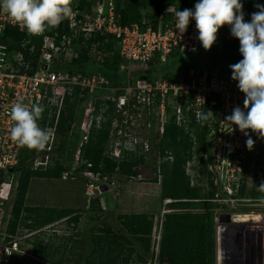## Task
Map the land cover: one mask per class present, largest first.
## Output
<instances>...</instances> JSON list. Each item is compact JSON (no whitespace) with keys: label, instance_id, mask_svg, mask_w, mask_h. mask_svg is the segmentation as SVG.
Masks as SVG:
<instances>
[{"label":"built area","instance_id":"built-area-1","mask_svg":"<svg viewBox=\"0 0 264 264\" xmlns=\"http://www.w3.org/2000/svg\"><path fill=\"white\" fill-rule=\"evenodd\" d=\"M172 6L164 7L156 27L144 19L145 27L141 28L138 23L123 25L119 22L115 0H99L92 11L72 6V16L66 19L71 29L69 35L44 33L39 36V42L32 36L24 38L13 55L0 41V264H10L19 248L17 239L7 232L18 184L11 178L22 148L9 135L14 125L10 109L17 101H22L29 107L39 104L43 112L47 110L48 116L55 114L53 124L43 128L52 133V139L43 151H36L33 159L35 169L45 168L51 163L59 141L56 126L60 111L65 108L66 96H70V100L75 96V89L87 102L80 127L79 147L75 150L80 154L91 133L108 126L105 154L117 163L129 155L142 158L138 165L154 169L157 172L154 180L160 184L163 163L173 160L169 152L163 153L159 148L171 114L175 113L177 124L186 127L190 120L197 121L198 115L201 119L206 117L201 154L211 191L205 200L215 205L214 264H264V196L241 192L245 177L248 187L251 184L258 186L261 180L253 181L254 162L247 152V137L238 126H231L226 121L237 106L247 112L244 109L245 94L239 90L238 82L229 80L217 68L201 69L198 66L188 67L178 79L157 77L148 80L144 75L136 78L127 76L124 85L113 84L107 75L97 70L83 75L55 68L61 56L69 60L76 55L69 44L78 32L86 37L98 33L114 36L124 60L120 71L130 69L134 63L145 66L155 57L167 61L175 56L198 53L201 42L197 38L195 20L190 21L181 38L176 29L175 12L183 10L179 8L178 1ZM7 27L26 32L0 12V35ZM37 48L38 53L33 57ZM71 52L73 54L68 59ZM75 126L74 122L68 136H72ZM198 143L197 138L194 140L195 148ZM70 150H74L73 146ZM138 165L136 177L130 179L141 180ZM68 175L67 171L62 177L67 178ZM261 178L264 180V172ZM119 181L117 174L88 171L84 189L86 203L90 204L95 199L103 203L106 191L101 189V185L106 184L108 190L119 192ZM175 200L164 197L162 212H169L168 205ZM223 213L230 214L228 221L220 219ZM231 231L236 233L233 241L229 236Z\"/></svg>","mask_w":264,"mask_h":264},{"label":"trees","instance_id":"trees-1","mask_svg":"<svg viewBox=\"0 0 264 264\" xmlns=\"http://www.w3.org/2000/svg\"><path fill=\"white\" fill-rule=\"evenodd\" d=\"M73 1L76 2L73 3ZM98 1L71 0V7L76 6L80 9L92 11ZM177 1L180 9L194 10V0ZM146 2L153 3L152 0H115L116 11L120 15L119 22L123 25L138 23L141 28H144L143 20L145 19L150 21L153 27H156L159 15L164 8L160 2H156L153 12L145 15L141 14L140 9ZM241 3L244 6L245 22H250L252 13L259 11L255 5H264V0H241ZM55 32L60 36L62 34L69 35L71 29L67 21L64 20L53 30L45 31L46 34ZM2 33L0 41L7 45L10 55L18 51L22 39L30 38L26 32L11 27H7ZM229 36L230 40L227 41L229 46L226 50L230 56V62L236 64L243 59L239 51L240 41L232 36L231 30ZM32 38L37 39V42L41 39L39 36H32ZM69 47L76 55L69 60H64V56H61L60 60L55 63L56 69L70 73L78 72L83 75L97 70L107 75L115 85L126 84L127 76L136 78L144 75L148 80L157 77L178 79L180 73L188 67L197 66L198 58L182 67H174L173 64L177 60L194 55L200 57V52L193 55L175 56L167 61H160L159 58L155 57L145 66L134 63L130 69L126 68L124 71H120V65L124 60L119 53L118 40L112 35L98 33L86 37L82 32H78L77 36L71 39ZM37 53L38 48L33 53V57H36ZM205 61V67L201 69L214 68L209 57ZM227 78L235 81L232 77L228 76ZM74 95L75 100L73 101L70 100V96H66L65 108L60 111L56 126L59 141L56 142L57 148L54 150L51 163L45 168L35 169L33 159L36 150H29L26 147L21 148L19 162L14 167L13 178L17 177L18 184L7 229L12 235L16 234L20 227L37 234V232H41L43 227L60 220H66L68 224H73V227H75L82 217V210L76 207L27 205L28 190L33 177L60 179L68 171L69 178L73 176L76 178L79 175L84 177L86 182L88 171L117 174L119 180L136 177L138 173L137 165L142 162V158L129 155L126 159L117 163L116 160L105 154L109 137L108 126L94 130L91 133L88 142L80 149L81 164L79 167L71 165L69 162L71 152L79 147L81 117L84 115L81 106L85 100L84 97L80 96L77 89H75ZM99 101L100 99H98ZM168 109L171 110L170 106ZM190 115L192 117V113ZM54 119L55 114L48 116L46 110L42 113L38 124L43 129L47 124L52 125ZM206 120V117L202 118V130L198 133L199 143L195 152L198 156L196 171L198 170L201 177L205 179L206 191L201 185L191 184L187 175V164L194 152V140L189 129L190 124L188 127L184 124H177L175 113L171 114L169 121L166 123L165 134L159 143V148L163 153L169 152L173 156V160L163 163L162 166L161 197L176 199L168 206L179 210L164 213L157 253L152 247L154 215L138 212L116 214L118 223L116 230L109 226L88 227L84 234L86 237L84 242L77 239L73 240L70 237L69 239L74 241L71 246L67 243L58 245L54 249L55 245H52L53 250H57V253H59V256L55 258L50 256L51 247L49 244L44 243L43 239L37 238L33 241V255L52 264H64L66 260L64 257L65 252L72 255L71 261L69 260L71 264H213L215 247L213 208L215 205L205 200L211 194V191L207 185L208 178L206 175H208V171H206L201 154L204 146L203 137ZM74 122L76 123L75 130L70 137L68 131ZM249 132L255 141L253 150L249 151L247 148L249 157L254 162L253 181H262L264 140L259 139L251 130ZM72 146L73 151L70 150ZM247 182V177H245L241 187L242 193L264 196V192L259 191L258 186L251 184L248 187ZM93 201L99 200L95 199ZM102 206L101 210L106 212L108 204L105 199ZM41 249L43 253H40L39 250Z\"/></svg>","mask_w":264,"mask_h":264},{"label":"clouds","instance_id":"clouds-1","mask_svg":"<svg viewBox=\"0 0 264 264\" xmlns=\"http://www.w3.org/2000/svg\"><path fill=\"white\" fill-rule=\"evenodd\" d=\"M255 6L259 11L252 13L250 22H245L241 0H198L194 10L175 12L180 37L186 33L190 21L195 20L197 38L205 50H211L225 25L240 41L239 51L243 59L230 68L232 79L238 81L239 90L245 94L244 109L247 112L237 106L226 121L231 126H238L247 137L249 151L255 144L249 130L264 139V5ZM72 11L71 0H0V12L29 36H40L53 30L70 19ZM43 111L39 104L29 107L22 101L14 103L10 109V118L14 122L9 132L11 140L29 150L43 151L52 139V133L38 124ZM200 119L198 115V121ZM258 189L264 192V180Z\"/></svg>","mask_w":264,"mask_h":264},{"label":"rangeland","instance_id":"rangeland-1","mask_svg":"<svg viewBox=\"0 0 264 264\" xmlns=\"http://www.w3.org/2000/svg\"><path fill=\"white\" fill-rule=\"evenodd\" d=\"M75 2L76 1H73V3ZM152 2L153 3H144L142 8L140 9L141 14L145 15L146 13L153 12L156 7V2H160L163 8L171 7L172 5H176L177 3L176 0H152ZM197 2L198 0H194V5ZM229 32L230 27L228 25H225L220 29L217 41L213 45L211 50H205L201 44V50L199 51L200 57L198 55H194L189 58L187 57L181 60H177L173 64L174 67H182L193 62L195 58H198L197 66L200 68H204V65L206 63L205 60L209 57L211 64H214V66L216 65L215 67H217L218 71L221 74L225 75V77H232V69L230 68L232 62H230V56L228 54V51L226 50L229 46L227 44V41L230 40ZM72 54L73 52L67 55L68 59L70 58V56H72ZM71 100H75V96L72 97ZM86 106L87 102H84L81 106V110H84V115L81 117V121L84 120ZM188 123L190 124L189 129L192 134L193 140H195L198 137V133H200L202 130V119L195 122L190 120ZM191 123H193L192 126ZM193 151L196 152L195 145L193 147ZM194 152L192 153V156L187 164V175L190 179L191 184L201 185L206 191V186L204 184L205 179L201 177L198 170L196 171V166H198V156ZM69 162L74 167H79L82 160L77 150L71 152ZM16 178L17 177H15L14 179L12 177L11 181L15 183L14 181L16 180ZM84 179V177H81L79 175L76 178L75 176H73L70 178L67 177L60 179L40 177H33L31 179L26 200L27 205L67 206L71 204L77 206L80 204L79 207L76 208L82 210V217L75 227H73V224H68L66 220H60L52 225L43 227L41 232L35 231L37 232V234H34V232H29V230L22 227H20L17 233L14 235L10 234L7 230L8 234L15 237L19 244V248L14 252L10 264H52L49 261L43 260L33 255V241H35L37 238L43 239L44 243L49 244V246L51 247L50 256L55 258L59 256V253H57V250H53L52 245H55L54 249L58 245L67 243L69 246H71L73 245L74 241L70 240V237H72L73 240L77 239L84 242V240H86L84 234L87 231L88 227L109 226L114 230L118 228L115 212H105L101 210V208L103 207V203H101L100 201H92L90 204L86 203L84 194ZM117 187L119 192H115V190H111L110 188L104 193V199L106 200L107 204L113 208L118 203L117 207L119 211H144L152 213L154 215V240L152 247L157 253L161 235L162 220L164 217V213L162 212L164 198L161 197V184L159 182H156L154 179L142 181L132 178L127 180H120L117 184ZM168 209L170 211L179 210L178 208L173 207H169ZM226 234H228V232ZM232 234L233 232L231 231L229 233V236L231 235V239L233 241L236 233L233 234V236ZM39 251L40 253H43L42 249ZM64 257L66 259V263L69 262L70 259H72V255L69 254V252H65Z\"/></svg>","mask_w":264,"mask_h":264},{"label":"water","instance_id":"water-1","mask_svg":"<svg viewBox=\"0 0 264 264\" xmlns=\"http://www.w3.org/2000/svg\"><path fill=\"white\" fill-rule=\"evenodd\" d=\"M138 171H139V178L141 180H151V179L156 178L157 176V172L154 169L149 168L143 164L138 165ZM101 189L103 191H107L108 187L106 184H102ZM220 219L223 221H228L230 219V214L223 213L220 215Z\"/></svg>","mask_w":264,"mask_h":264},{"label":"crops","instance_id":"crops-1","mask_svg":"<svg viewBox=\"0 0 264 264\" xmlns=\"http://www.w3.org/2000/svg\"><path fill=\"white\" fill-rule=\"evenodd\" d=\"M233 64V63H232ZM231 64V65H232ZM213 66H214V64H213ZM216 66V65H215ZM214 66V68H217V67H215ZM84 202V201H83ZM75 205H77V204H75ZM80 205V204H79ZM79 205H77V206H74V205H67V206H70V207H79ZM118 203L115 205V207H110L109 205H108V207H107V211L108 212H115L116 214H118V213H138V212H144V211H119V209H118ZM81 207V206H80ZM146 213H150V212H146ZM37 257V256H36Z\"/></svg>","mask_w":264,"mask_h":264}]
</instances>
